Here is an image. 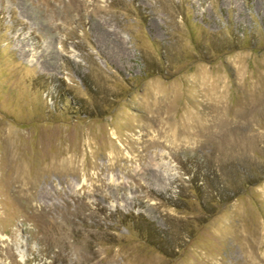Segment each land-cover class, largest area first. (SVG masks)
<instances>
[{
	"label": "rangeland",
	"instance_id": "obj_1",
	"mask_svg": "<svg viewBox=\"0 0 264 264\" xmlns=\"http://www.w3.org/2000/svg\"><path fill=\"white\" fill-rule=\"evenodd\" d=\"M0 264H264V0H0Z\"/></svg>",
	"mask_w": 264,
	"mask_h": 264
}]
</instances>
